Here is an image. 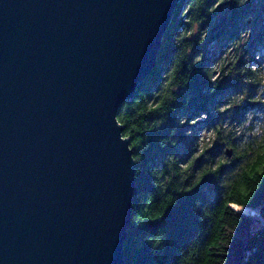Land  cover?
Wrapping results in <instances>:
<instances>
[{
  "label": "water",
  "instance_id": "95a60500",
  "mask_svg": "<svg viewBox=\"0 0 264 264\" xmlns=\"http://www.w3.org/2000/svg\"><path fill=\"white\" fill-rule=\"evenodd\" d=\"M181 2L0 0V264H123L136 166L116 117Z\"/></svg>",
  "mask_w": 264,
  "mask_h": 264
},
{
  "label": "trees",
  "instance_id": "16d2710c",
  "mask_svg": "<svg viewBox=\"0 0 264 264\" xmlns=\"http://www.w3.org/2000/svg\"><path fill=\"white\" fill-rule=\"evenodd\" d=\"M263 58L264 0H182L116 117L136 166L123 264H264V222L230 206L264 205V124L244 142L228 115L263 105Z\"/></svg>",
  "mask_w": 264,
  "mask_h": 264
},
{
  "label": "rangeland",
  "instance_id": "374dc122",
  "mask_svg": "<svg viewBox=\"0 0 264 264\" xmlns=\"http://www.w3.org/2000/svg\"><path fill=\"white\" fill-rule=\"evenodd\" d=\"M261 62V75H262V85L260 87V91L262 93V103L263 105H260L259 107H254L253 109L249 110V107H245L244 110H230L228 111V115H229V120H231L232 118L230 117L231 115L236 116L237 120L239 123L234 126L232 125L231 128L234 130V133L239 136L240 134H243V138L238 137L237 139L241 140V141H246V139L248 138V140L250 138H255L259 137V134H261V130L264 124V58L260 61ZM260 93V94H261ZM227 117V116H226ZM228 118V117H227ZM226 118V120H227ZM199 141L204 140L205 142H210L211 137H212V132L211 130H207V129H201V131H199ZM122 136H123V132H122ZM257 137V138H258ZM123 139L125 137H122ZM257 138H255L254 141L257 140ZM129 149H131V147L129 146ZM132 150V155H133V149ZM134 160V159H133ZM240 207V206H239ZM232 208V207H231ZM233 209V208H232ZM234 211H236L235 209H233ZM238 212V211H236ZM242 213L244 215L247 216H252L253 218H258L261 219L262 221H260L261 223L264 222V205L261 208V211L259 210H245L243 212H239Z\"/></svg>",
  "mask_w": 264,
  "mask_h": 264
},
{
  "label": "bare ground",
  "instance_id": "6f19581e",
  "mask_svg": "<svg viewBox=\"0 0 264 264\" xmlns=\"http://www.w3.org/2000/svg\"><path fill=\"white\" fill-rule=\"evenodd\" d=\"M226 129H228L227 127H226ZM224 155H226V157L228 158V159H230L231 157H233V154H232V150H231V154H230V156H227V154L225 153V149H224ZM233 209H235L236 211H238V212H243V211H245V210H252V209H248V208H243V207H239V206H237V205H233V204H231L230 205ZM253 211V210H252Z\"/></svg>",
  "mask_w": 264,
  "mask_h": 264
}]
</instances>
